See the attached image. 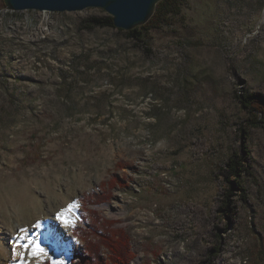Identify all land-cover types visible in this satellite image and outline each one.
Here are the masks:
<instances>
[{
    "label": "rangeland",
    "instance_id": "rangeland-1",
    "mask_svg": "<svg viewBox=\"0 0 264 264\" xmlns=\"http://www.w3.org/2000/svg\"><path fill=\"white\" fill-rule=\"evenodd\" d=\"M108 17L0 0V264L23 226L29 264H73L88 210L127 232L130 264H264V108L237 97H264V0H187L143 42L93 26Z\"/></svg>",
    "mask_w": 264,
    "mask_h": 264
},
{
    "label": "trees",
    "instance_id": "trees-1",
    "mask_svg": "<svg viewBox=\"0 0 264 264\" xmlns=\"http://www.w3.org/2000/svg\"><path fill=\"white\" fill-rule=\"evenodd\" d=\"M187 0H163L157 6L152 19L143 27L128 31L127 35L137 41L143 42L147 37L151 29H157L163 25H169L173 19L182 13V7ZM92 24L94 27L99 28H116L112 17L108 18H93ZM120 32H124L120 30ZM127 32V31H125ZM241 101L243 108L253 113L258 111L259 107L264 108V97L261 94H250L247 97L242 95L237 96ZM250 125H260L263 122L256 119H250ZM243 135H247V132L242 129ZM243 147V156H237L231 158L226 164L229 168L228 174L235 180L231 182L230 196L234 193L235 189H239L242 193H246V189L240 185L241 178L246 172L245 165L243 163L250 157V152ZM229 179V178H228ZM118 182V179H115ZM231 181V179H229ZM230 183V182H229ZM115 184V183H114ZM113 184V186H114ZM245 198V197H244ZM111 201L103 195H93L92 197L84 200L83 206L87 208L93 204L104 203ZM88 209V208H87ZM90 218L93 221L90 222ZM113 221H103L97 212L88 210V214L83 219V228H81L78 238L85 240L86 249L84 252H77L74 254L73 264H130L136 257L132 252L131 239L127 232L123 229L113 228ZM108 250L111 254L106 260L104 259L102 249Z\"/></svg>",
    "mask_w": 264,
    "mask_h": 264
},
{
    "label": "water",
    "instance_id": "water-1",
    "mask_svg": "<svg viewBox=\"0 0 264 264\" xmlns=\"http://www.w3.org/2000/svg\"><path fill=\"white\" fill-rule=\"evenodd\" d=\"M13 12L78 13L101 9L113 18L116 29L133 31L145 26L163 0H3Z\"/></svg>",
    "mask_w": 264,
    "mask_h": 264
},
{
    "label": "bare ground",
    "instance_id": "bare-ground-1",
    "mask_svg": "<svg viewBox=\"0 0 264 264\" xmlns=\"http://www.w3.org/2000/svg\"><path fill=\"white\" fill-rule=\"evenodd\" d=\"M73 208H74L73 206H69V208L63 209L60 212V214L56 215V219L52 222V229L55 232L58 231V233H60L61 235L63 234L67 235L65 231L69 229V226L71 227V225L66 226L65 222L67 221V219H69L68 218L69 216L73 217L71 212V209ZM70 220H73V218H70ZM43 225L46 226V224L41 223L38 224V227L41 228L43 227ZM29 231H30L29 228H26V226H23L22 229L20 230L18 229L17 231H13L8 242L10 243V245L2 246V252L4 254L2 256H4L3 260H5L4 264H29V261H31V259L29 257L25 258L24 256H22V245H21V241L28 242L29 240H31L32 235ZM37 238H38V242L47 241V236L44 233H42L41 236H39L38 234L37 236H35L34 239ZM35 255H36V251H33L30 254V256H35Z\"/></svg>",
    "mask_w": 264,
    "mask_h": 264
}]
</instances>
